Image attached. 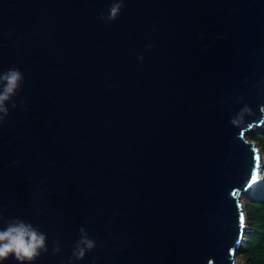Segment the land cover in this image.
Masks as SVG:
<instances>
[{
    "label": "water",
    "instance_id": "1",
    "mask_svg": "<svg viewBox=\"0 0 264 264\" xmlns=\"http://www.w3.org/2000/svg\"><path fill=\"white\" fill-rule=\"evenodd\" d=\"M10 69L0 230L45 233L34 264H242L241 196L264 177L245 136L264 123V0H0Z\"/></svg>",
    "mask_w": 264,
    "mask_h": 264
},
{
    "label": "clouds",
    "instance_id": "2",
    "mask_svg": "<svg viewBox=\"0 0 264 264\" xmlns=\"http://www.w3.org/2000/svg\"><path fill=\"white\" fill-rule=\"evenodd\" d=\"M121 8L122 4H114L108 19H117ZM23 80V74L18 69H10L0 74V112L7 114L5 102L11 100L20 89ZM233 123L236 124L235 121ZM80 231L82 238L76 245L74 256L82 260L87 251L94 249L95 243L87 237L83 228ZM47 251V235L30 222L13 219L7 223L6 228L0 230V264L13 255L19 264H34V261Z\"/></svg>",
    "mask_w": 264,
    "mask_h": 264
},
{
    "label": "trees",
    "instance_id": "3",
    "mask_svg": "<svg viewBox=\"0 0 264 264\" xmlns=\"http://www.w3.org/2000/svg\"><path fill=\"white\" fill-rule=\"evenodd\" d=\"M248 139L257 143L264 157V123L248 135ZM241 199L246 228L237 258L243 257V264H264V177L251 191L244 193Z\"/></svg>",
    "mask_w": 264,
    "mask_h": 264
},
{
    "label": "rangeland",
    "instance_id": "4",
    "mask_svg": "<svg viewBox=\"0 0 264 264\" xmlns=\"http://www.w3.org/2000/svg\"><path fill=\"white\" fill-rule=\"evenodd\" d=\"M262 126H259V127H253V128H251V129H249L248 131H246L245 132V136L248 138V135H250V134H252L257 128H261ZM252 190V189H251ZM251 190H249V191H251ZM242 206H243V202H242ZM241 248H242V246L237 250L238 252L241 250ZM237 252V253H238ZM239 256V255H238ZM236 260H237V262H239V263H242L243 264V262L241 261V260H243V257H241L240 259L239 258H237V255H236Z\"/></svg>",
    "mask_w": 264,
    "mask_h": 264
},
{
    "label": "snow or ice",
    "instance_id": "5",
    "mask_svg": "<svg viewBox=\"0 0 264 264\" xmlns=\"http://www.w3.org/2000/svg\"><path fill=\"white\" fill-rule=\"evenodd\" d=\"M253 182H254V178H253ZM241 221H243V217L241 216ZM237 243H239V240L237 241Z\"/></svg>",
    "mask_w": 264,
    "mask_h": 264
}]
</instances>
